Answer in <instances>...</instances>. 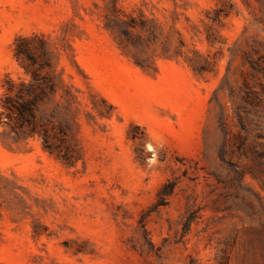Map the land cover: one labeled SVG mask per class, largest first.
Wrapping results in <instances>:
<instances>
[{"label":"rangeland","instance_id":"1","mask_svg":"<svg viewBox=\"0 0 264 264\" xmlns=\"http://www.w3.org/2000/svg\"><path fill=\"white\" fill-rule=\"evenodd\" d=\"M18 36L55 148L0 114V264H264V0H0V111Z\"/></svg>","mask_w":264,"mask_h":264},{"label":"trees","instance_id":"2","mask_svg":"<svg viewBox=\"0 0 264 264\" xmlns=\"http://www.w3.org/2000/svg\"><path fill=\"white\" fill-rule=\"evenodd\" d=\"M30 44V38L18 36L15 41V55L25 65L32 79L20 82L13 79L7 80L6 91L1 100L3 110L0 111V114H4L8 119L15 118L25 135L42 134L44 147L53 151L55 144L50 142L49 129L40 128L37 110L40 103L44 102L49 94L56 92V83L53 80L50 82L51 79L47 73L42 74V69L51 66V64L48 60L37 62ZM173 189V182H168L164 184L160 195H164L165 198ZM158 204H162V202H158ZM190 222L189 219L186 225L188 226Z\"/></svg>","mask_w":264,"mask_h":264}]
</instances>
